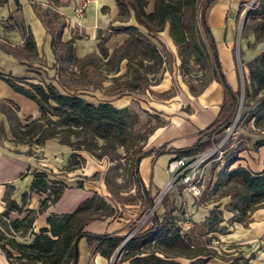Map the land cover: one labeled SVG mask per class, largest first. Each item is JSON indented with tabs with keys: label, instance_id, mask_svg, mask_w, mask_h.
Instances as JSON below:
<instances>
[{
	"label": "rangeland",
	"instance_id": "obj_1",
	"mask_svg": "<svg viewBox=\"0 0 264 264\" xmlns=\"http://www.w3.org/2000/svg\"><path fill=\"white\" fill-rule=\"evenodd\" d=\"M258 1L241 0L237 8L225 15L226 25L222 29L221 37L226 47L221 44L224 53L222 55L220 51L219 59L229 83L238 91L239 98L231 124L213 135L217 142H213L203 153L196 156L190 168L203 186L201 195L194 198L200 205L229 197L228 193L233 194L238 189L233 183L227 182L228 168L264 158V87L259 89L250 85L248 77V65L264 51V30L259 32L257 23L249 19V12ZM203 2L204 0H199V10ZM185 22L189 31L184 43L169 41L168 34L164 31L161 34L156 33L159 39H151L159 49L161 57L154 62H142L140 58L130 54L129 72L125 67L127 60L120 63L118 59L110 62L89 59L81 63L71 60L59 65V80L66 88H63L65 94L75 93L95 106L102 102H115L120 106L118 109H127L131 115L127 118L129 128L121 137L125 140L123 147L117 144L114 136L100 139L86 135L79 129H74L73 133L60 134L59 140L67 138L69 146L62 145L57 140L67 148L69 157L66 162L62 155L59 168L47 173L51 175L48 179L59 182L65 189L78 188L81 185V189L88 191L91 197H96L93 209L82 213L76 226L88 219L105 217L124 224L127 227V236L146 230L154 214L161 217V203L166 193L150 195L153 202L152 205L147 204L132 175V165L137 153L163 145L190 146L195 137L187 135V128H194L197 122L204 125L214 120L219 103L224 98L223 89L217 81L209 53L203 46L205 41L198 17ZM212 23L214 37L216 39L217 36L219 41L220 30L213 20ZM194 47L199 49L197 54L193 53ZM246 90L247 98H244ZM20 119L23 120L24 117L20 116ZM0 120L4 123L0 148L17 150L20 146L11 142L8 122L1 114ZM183 126L184 133L181 130ZM34 146L24 145L30 149ZM27 154L31 156V150ZM40 159L42 155L38 157ZM235 159H239L237 164H234ZM173 187L184 189L179 180L171 186ZM10 192L7 189L4 197L0 199V244H4L13 254L12 261L20 262L17 259V244L26 246L31 243L33 235L40 230L35 229L34 232L35 219L46 213L55 203H50L52 198L46 195L43 199L47 200L46 204L38 201L36 197H33V201L28 194L26 205L22 206L20 201V206L27 213L31 210L28 209L29 205L33 204V224L28 228L27 224H23L20 229H14L11 221L23 218L14 213L4 215L6 203L3 199L6 196L10 198ZM229 199L231 201L230 197ZM183 218L184 215L178 217L180 220ZM206 226L207 230L220 227L211 226V223ZM225 227L220 231L216 230L217 233H226ZM198 232L201 238L194 240V249L187 254L195 253L198 249L207 251L206 245L216 247L221 252L229 248L217 236L202 238L203 228L198 229ZM119 249H123L122 244ZM174 259L185 262L183 256Z\"/></svg>",
	"mask_w": 264,
	"mask_h": 264
},
{
	"label": "trees",
	"instance_id": "obj_2",
	"mask_svg": "<svg viewBox=\"0 0 264 264\" xmlns=\"http://www.w3.org/2000/svg\"><path fill=\"white\" fill-rule=\"evenodd\" d=\"M8 0H0V6ZM19 6L18 0H14ZM55 6L61 5L59 0H47ZM118 10V17L126 18L133 12L135 22L142 28L143 33L138 27H109L110 37L126 35L128 40L118 48L112 55H109L106 43L107 38H99L98 52L106 62L127 60L126 70H130L129 55L133 54L140 60L154 62L161 57L160 51L151 41L156 33L161 32L165 25L169 27V34L176 44L186 41L189 26L185 21H192L198 17V22L202 30L204 43L203 46L209 53L213 62L217 81L224 90V101L213 122L205 129L198 132L196 141L193 145L184 148H169L166 145L150 148L146 151H139L132 165V175L135 178L138 190L143 193L147 204L152 205V198L145 190L144 184L139 174V165L142 159L150 156L174 155V158L188 157L194 158L203 153L213 142V135L221 128L228 127L233 121L238 105L239 94L229 85L222 64L219 60L217 45L208 24V12L210 8L219 0H204L200 10L199 0H154L152 13L147 14V0H113ZM37 17L46 27L51 36V47L55 57L57 78L61 72L59 66L63 62L76 61L81 63L85 60L100 57L90 55L84 60H77L73 48V40L69 43L61 42L65 23L57 12L35 9ZM249 19L257 23L259 32L264 30V0H259L254 8L249 12ZM24 35V47L22 51L12 49L6 45H0L6 53L14 56L32 57L36 48L33 36L29 30L22 28ZM194 54L199 52L194 47ZM248 77L250 85H255L259 89L264 87V51L248 65ZM0 81L5 83L14 93L23 96L38 108L40 117L33 119L26 117L23 120L18 116L19 108L9 101L0 100V114L8 122L11 134V142L27 145L41 146L48 140H59L61 133L72 132L79 129L86 135H91L100 139L115 137L118 145L124 146V136L129 128L127 118L131 115L127 109H117L108 102H102L95 106L80 98L77 94H61L52 84H29L21 79H14L11 76L0 73ZM63 88L64 85L60 84ZM66 89V88H65ZM244 98H247V90ZM3 121L0 120V137L4 133ZM60 144L69 146L68 139L59 140ZM236 160V159H235ZM227 182L233 183L238 189L233 193H228L231 198L232 211L236 213L234 222H241L248 218V214L256 209L264 208V167L258 174H252L248 170L237 167L228 168ZM78 188H82L78 185ZM65 187L59 182H51L45 172L33 173V182L30 194L52 196L50 203H56L63 195ZM50 191V194H48ZM226 196V195H225ZM28 194L21 196L22 206L26 205ZM96 197L93 196L84 200L77 209L71 214L56 215L51 214L46 218L49 228H41L38 234L33 235L30 244L22 246L17 244L18 260L21 264H76L75 249L80 239L85 238L92 245L95 244V251L104 258H110L114 251L125 241L127 237L115 234L95 235L83 232V224L76 226L78 217L85 212L93 209ZM6 203L5 216L9 214L23 213V209L9 197H5ZM43 204L47 200L42 201ZM164 209L162 217L154 214L150 226L143 231H137L127 239L122 249L120 261H128L129 264H208L209 260L216 254L214 250L198 249L197 252L187 254L194 249V240L187 234H180L177 219L173 213L176 208L169 203L165 194L161 203ZM33 210H28L22 220H12L11 225L14 229H20L23 224L27 228L33 224ZM216 209L210 211L208 223L218 227L221 219L218 218ZM96 218L94 220H99ZM87 221H90L89 219ZM86 222V221H85ZM207 223V224H208ZM210 226V225H209ZM209 232L215 231L212 228ZM0 251L6 256L8 261L12 260L13 254L0 244ZM206 251V252H205ZM28 252V253H26ZM183 256L185 262L175 260L176 257ZM27 260V261H25ZM230 264H247L242 258L234 259Z\"/></svg>",
	"mask_w": 264,
	"mask_h": 264
},
{
	"label": "crops",
	"instance_id": "obj_3",
	"mask_svg": "<svg viewBox=\"0 0 264 264\" xmlns=\"http://www.w3.org/2000/svg\"><path fill=\"white\" fill-rule=\"evenodd\" d=\"M59 1L61 5L55 6L47 0H18V6L14 0H8L5 4L0 6V45H6L12 49L22 51L24 47L22 28H25L32 34L36 48L32 57L25 58L8 54L4 49H0V73L2 75L11 76L14 79H21L29 84H52L61 94H65L63 87L56 81V69L58 66H56L55 57L52 52L51 36L37 17L35 9L57 12L63 17L62 21L65 23V29L61 42L69 43L73 40V48L77 60H84L90 55L100 57L98 52L99 38L108 39L106 48L109 55H112L128 40V36L126 35L110 37V26L138 27L133 12H130L124 19L118 17V10L113 0H88L89 4L85 8L81 18H76L74 16V10L83 0ZM240 1L241 0H219L208 12V24L212 33L214 31L212 20L215 26L220 30L221 40L218 41L217 36L216 39L214 37L218 55H220V51L223 55V47H226L221 37L222 29L226 25L225 15L237 8ZM153 2L154 0H147V7L145 9L147 14L153 12ZM227 25L231 28V25ZM138 28L143 33L145 32L142 28ZM163 31L168 34L169 41H173L169 34L168 25H165L164 29L158 32V34L163 33ZM214 35L215 32L213 36ZM153 37L159 39L156 35ZM151 41H153V39H151ZM100 60L106 61L101 57ZM122 61H120V63ZM229 85L236 91L231 83H229ZM224 98L219 103L216 116ZM0 100L9 101L18 107L19 117H32L33 119L40 117L38 108L34 103L14 93L2 81H0ZM110 104L117 109L120 107L115 102H110ZM212 122L210 121L204 125L201 123L199 124V122L195 123L194 128H187V135L195 137V143L198 132L208 127ZM181 130L182 133H184V126ZM19 146L20 148L14 151L10 148V150L0 148V199L4 197V192L10 189V199L20 206L21 196L24 193L30 194L33 173L45 172L46 174H50L51 170L59 168L62 155L67 162L69 154L67 148L60 145L57 140H48L43 145L34 146L31 149L25 148L24 145L19 144ZM167 147L178 149L189 146L173 144ZM30 150L31 156L27 154ZM40 155H42V159L38 160ZM172 157H174V155L168 154L158 157L150 156L141 160L139 174L145 190L149 195L153 196L154 193H161L165 190L169 181L166 167ZM234 162V164H237L239 159L234 160ZM237 167L244 168L252 174H258L263 170L264 158L248 161V163H244V165H236L235 168ZM49 174H47V176L50 178L51 175ZM62 182L66 183L64 181ZM30 195L33 201V197H36L38 201H43L44 197H46L44 194L39 195L31 193ZM166 195L169 203L176 208L173 215L177 219L184 215L183 219L190 222L192 228L187 234L193 240L198 241V239L201 238L198 229L203 228L204 234H202V238L217 236L220 241L226 243V247H229L221 252V250H218L216 247L206 245L205 247L208 250H214L216 253V255L209 260L208 264H230L236 258L244 259L247 261V264H264V208L256 209L254 212L248 214V218L244 221L234 222L233 218L236 213L232 211V204L229 197H222L215 202L200 205L195 202V197L185 189L181 190L177 187H173L166 192ZM90 197L91 194L88 191L80 188L65 189L60 200L56 202L54 206H50L46 213L38 215L35 219L33 225L34 232L35 229L49 228L46 224V217L48 215L71 214L84 200ZM28 209H34L33 204H30ZM213 209L217 210L218 216L221 219L219 223L220 227L216 230L220 231L221 228L224 229L226 226V233H217L216 230L209 232L207 230V220L210 211ZM163 214L164 209L161 206V217ZM19 216L24 218L26 213L23 212ZM82 230L83 232L95 235L115 234L126 237L128 234L127 227L124 224L105 217L99 220L84 222ZM95 247V244L90 245L85 238L80 239L77 244L78 257L76 264H129L128 261H120L123 253L119 247L110 258L102 257L95 251ZM119 250L120 254L117 255ZM184 261L186 260L184 259ZM0 264L21 263L12 260L8 261L6 256L0 251Z\"/></svg>",
	"mask_w": 264,
	"mask_h": 264
},
{
	"label": "built area",
	"instance_id": "obj_4",
	"mask_svg": "<svg viewBox=\"0 0 264 264\" xmlns=\"http://www.w3.org/2000/svg\"><path fill=\"white\" fill-rule=\"evenodd\" d=\"M88 4V0H83L82 3L74 10V16L76 18H81ZM56 81L58 84H60V80L58 78H56ZM194 159L195 157L173 158L167 164L166 172L169 175V181L163 192L166 193L171 188V186L175 184L177 180H179V184L183 185L184 189L190 192L192 196L197 198L201 195V189L203 188V186L201 182L195 178V173L190 169L193 165ZM48 194L51 195L50 191H48ZM50 198L53 197L50 196ZM178 226L180 228V234L187 233L192 228L190 222L186 219L180 220L178 222ZM130 237L131 235H128L127 239H129Z\"/></svg>",
	"mask_w": 264,
	"mask_h": 264
},
{
	"label": "water",
	"instance_id": "obj_5",
	"mask_svg": "<svg viewBox=\"0 0 264 264\" xmlns=\"http://www.w3.org/2000/svg\"><path fill=\"white\" fill-rule=\"evenodd\" d=\"M126 241H127V238L125 239V241L122 243V247L124 246V244L126 243ZM118 254H120V250L118 251V253H117V255ZM77 257H78V250H77V248L75 249V258L77 259Z\"/></svg>",
	"mask_w": 264,
	"mask_h": 264
}]
</instances>
